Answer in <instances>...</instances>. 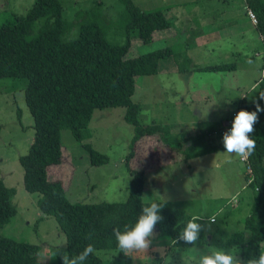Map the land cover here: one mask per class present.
<instances>
[{"label": "rangeland", "instance_id": "rangeland-1", "mask_svg": "<svg viewBox=\"0 0 264 264\" xmlns=\"http://www.w3.org/2000/svg\"><path fill=\"white\" fill-rule=\"evenodd\" d=\"M34 1L0 0V25L14 15L25 14ZM132 1L142 11L163 9L171 25L155 31L150 42H142L130 31L125 56L170 47L187 54L192 63L189 71L180 72L177 65H182L183 58L169 56L161 61L162 70L136 78L131 99L140 105L139 123H156L162 128L133 141L134 127L124 119L123 106L95 108L89 135L82 141H77L69 128L41 138L42 143L58 139L62 147V159L48 166V177L62 182L72 202H122L129 194L130 170L141 169L145 174L144 201L184 200L186 212L205 217L202 223L215 215L216 223L204 231L207 242L198 249L175 246L169 236L160 235L149 252L133 254L131 264H195L201 252L214 247L231 249L243 260L241 247L225 241L240 230L245 240L249 238L243 218L249 214L255 189L247 182L240 158L224 153L222 129L226 116L242 103L252 106L258 99L264 52L259 33L243 0ZM59 2L69 24L65 38L76 35L81 21L96 19L110 40L124 41L120 0ZM224 62H234L237 67L230 71L192 68ZM27 83L24 77H0V180L14 189L10 202L16 210L0 234L38 244L40 260L63 264L60 255L53 253L62 245V251L67 252L65 233L53 215L40 210V193L27 191L23 183L19 157L28 152L34 139V120L24 97ZM83 143L105 154L107 161L91 164ZM94 253L103 264H125L116 249H95Z\"/></svg>", "mask_w": 264, "mask_h": 264}, {"label": "trees", "instance_id": "trees-1", "mask_svg": "<svg viewBox=\"0 0 264 264\" xmlns=\"http://www.w3.org/2000/svg\"><path fill=\"white\" fill-rule=\"evenodd\" d=\"M125 39L118 43L107 36V30L96 19L83 20L76 35L64 37L69 24L62 16L59 0H35L23 15H14L0 25V77L27 78L24 97L34 120V139L28 152L19 157L24 169V188L38 192V206L43 214L53 215L66 236V250L69 255L81 252L87 244L95 249H116L125 264L131 258L118 252L112 229L134 225L144 201L145 174L141 169H131L129 194L122 202H72L60 180L49 179L48 166L62 159L60 140L41 142L45 135L69 128L77 141L88 135V124L95 108L123 106L124 119L133 125L136 141L142 135L154 134L162 125L139 123L137 115L140 105L131 97L136 87V78L155 74L162 70L161 61L169 56L183 58L177 71H189L191 60L187 54L174 52L170 47L159 48L133 57H126L130 46V31L142 42H150L153 33L169 28L170 20L161 8L142 11L132 0H120ZM248 10L256 17V29L264 47V0H245ZM185 64V65H184ZM234 62H224L193 69L202 71H230ZM264 75L258 82V99L252 107L245 102L240 110L255 111L256 103L264 108ZM259 115L252 134L256 149L249 163L255 189L249 214L243 218L244 229L249 230L247 240L244 231H235L226 240L230 246L242 249L243 260L264 252V112ZM165 130V129H164ZM94 165L107 161V156L89 143H83ZM133 151H131L132 153ZM130 153V154H131ZM248 178V176H247ZM14 193L0 180V229L16 212L10 202ZM165 203L161 210L164 220L156 226L158 236L167 235L175 246H192L176 243L179 232L192 218L183 208L184 200H155ZM202 223V221H201ZM198 245L207 242V235L201 232ZM91 236V239L88 237ZM39 245L16 240L0 234V264H47L37 257ZM85 264H103L102 259L90 255Z\"/></svg>", "mask_w": 264, "mask_h": 264}, {"label": "clouds", "instance_id": "clouds-1", "mask_svg": "<svg viewBox=\"0 0 264 264\" xmlns=\"http://www.w3.org/2000/svg\"><path fill=\"white\" fill-rule=\"evenodd\" d=\"M260 99L264 100V93H260ZM261 112H264V108L256 103L255 111L242 109L235 114L231 128L226 130L222 136L224 153L241 159H247L253 155L256 140L252 134L255 132V124L259 122L258 114ZM165 203L152 201L142 206L134 225H125L123 230L119 227L112 229L119 253L122 252L126 257H132L133 254L147 253L152 249L153 242L158 236L156 226L164 220L161 210ZM204 219L205 217L202 216H193L178 233L175 242H183L198 249L201 232L210 230L211 225L216 223L215 215L207 217L206 223H201ZM88 238L91 239V236ZM62 247L63 245L53 255L59 254L63 264H85L89 256L95 252V247L91 243L76 255H69L68 252L62 251ZM195 264H264V252L258 256H250L244 261L239 258L237 252L231 249L214 247L206 253L201 252L195 259Z\"/></svg>", "mask_w": 264, "mask_h": 264}, {"label": "built area", "instance_id": "built-area-1", "mask_svg": "<svg viewBox=\"0 0 264 264\" xmlns=\"http://www.w3.org/2000/svg\"><path fill=\"white\" fill-rule=\"evenodd\" d=\"M247 14L250 17L251 21L254 24H256V17L254 15V13L251 10H248ZM262 56H263V68H262V76H263L264 75V52H263ZM237 112H238V110L232 111L230 113V115L228 116V118L226 119V122L223 125V129H222V136H223V133L226 130L231 128V124H232L233 118H234V116H235V114ZM240 160L244 163L245 173L248 176L247 182L250 183L253 179H252V169H251V166H250V163H249V158H247V159H241L240 158ZM232 201L236 202L237 200H236V198H234Z\"/></svg>", "mask_w": 264, "mask_h": 264}, {"label": "crops", "instance_id": "crops-1", "mask_svg": "<svg viewBox=\"0 0 264 264\" xmlns=\"http://www.w3.org/2000/svg\"><path fill=\"white\" fill-rule=\"evenodd\" d=\"M243 2H244V5H243V7L245 8V10H246V12L248 11V9H247V7H246V4H245V0H243ZM235 20H237V18L235 19ZM253 23V22H252ZM240 24H242V23H240ZM253 25L255 26V24L253 23ZM256 27V26H255ZM259 37H260V39H261V36H260V34H259ZM262 42V41H261ZM232 54H241L240 52H233ZM236 65V64H235ZM236 67L237 66H235V68L234 69H236ZM233 69V70H234ZM163 70H165L164 68H163ZM261 76H262V73H261ZM261 79V77L260 78H258V80H257V82H259V80ZM254 105V104H253ZM252 105V106H253ZM250 106V105H249ZM252 106H250V107H252ZM229 116V115H228ZM228 116H226V118L224 119V121H223V124H225V122H226V119L228 118ZM194 215H192V217H193ZM170 244H172V243H170Z\"/></svg>", "mask_w": 264, "mask_h": 264}]
</instances>
